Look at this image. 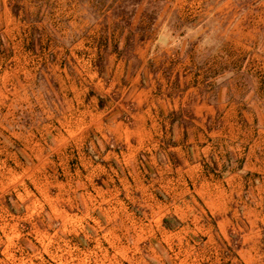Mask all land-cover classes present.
<instances>
[{
	"label": "clouds",
	"instance_id": "9594fccd",
	"mask_svg": "<svg viewBox=\"0 0 264 264\" xmlns=\"http://www.w3.org/2000/svg\"><path fill=\"white\" fill-rule=\"evenodd\" d=\"M159 3L155 38L145 51L152 57L178 60L194 76L205 55L201 33L206 21L194 22L186 16L198 0ZM166 31L175 40L161 43L160 36ZM84 44L83 39L77 40L71 45L72 52ZM14 48L9 67L0 75V103L9 108L7 122L0 121V128L9 133L4 137L7 147L15 148L14 113L22 101L32 107L35 100L43 118L40 128L29 133L39 145L31 141L19 153L0 147V153L7 152L0 160V197L17 193L12 203L23 214L15 219L32 224L27 231L22 226L23 238H34L37 218L47 225L44 231L55 229L57 242L52 252L56 254L48 264L53 260L57 264H101L105 252L101 245L106 240L109 247L122 249L118 256H104L108 264H264V228L259 226L264 223V151L257 153L252 144L245 152L249 141L223 130L200 133L198 138L188 130L189 139L184 141L185 130L165 127L152 113V106L133 113L120 100H109L115 84L105 85L92 71H87L79 86L73 81L50 91L54 99L49 103L36 85L40 64L31 62L18 43ZM77 59L91 67L88 61ZM49 86L54 88L50 82ZM90 86L98 92L89 100ZM198 115L203 114L198 111ZM166 139L175 143L167 146L161 163L158 153ZM37 153L42 162L37 161ZM171 153L177 156L175 163ZM8 159L15 167L8 165ZM101 160L108 161L107 165ZM70 161H77L74 169ZM17 168L36 177V190L30 195L11 180ZM97 179L105 185L101 190ZM57 185L60 191L49 198L47 193ZM63 209L77 214V223L70 229L63 223ZM172 215L179 223L169 228L164 220ZM65 232L77 237L83 233V237L77 244L69 243ZM237 232L243 233L240 247V241L233 239ZM28 247L33 248L31 239ZM23 249L18 240L11 250ZM14 264H20L19 257Z\"/></svg>",
	"mask_w": 264,
	"mask_h": 264
},
{
	"label": "rangeland",
	"instance_id": "374dc122",
	"mask_svg": "<svg viewBox=\"0 0 264 264\" xmlns=\"http://www.w3.org/2000/svg\"><path fill=\"white\" fill-rule=\"evenodd\" d=\"M161 7L159 0H0V75L9 67L15 54L14 45L18 43L31 62L40 64L36 85L49 103L54 99L48 95L50 91L60 90L62 85H71L73 81L79 86L87 71H92L105 85L115 84L109 100H120L124 109L133 113L152 106V113L165 127L185 130L184 141L189 139L188 130L197 138L200 133L207 135L223 130L249 141L245 152L252 144L257 153L264 151V124L261 123L264 118V0H198L194 11L188 10L186 19L206 21L201 33L205 55L194 76L178 60L152 57L145 51L155 38V16ZM81 39L85 41L84 46L72 52L71 45ZM170 39L175 37L167 31L160 36L161 43ZM77 58L88 61L91 67L86 68ZM19 79L24 81L23 74ZM97 92L90 86L87 99ZM249 93L251 96L246 99ZM68 95H72L70 87ZM198 111L203 115H198ZM8 112V106L0 103V121L7 122L4 118ZM14 116L15 148L5 144L4 137L9 133L2 128L0 147L19 153L31 141L39 145L40 141L29 134L41 126L43 112L39 104L33 100V106L28 107L22 101ZM174 143L167 139L162 142L158 153L161 163L167 146ZM170 155L175 163L176 154ZM6 156L7 152L0 153V160ZM36 158L42 162L39 153ZM20 160L27 164L23 155ZM70 163L74 169L77 161ZM8 165L15 167L11 159ZM35 178L27 169L19 168L11 176L20 185V191L29 195L36 190ZM61 179L65 177L61 175ZM95 183L98 190L105 187L102 179ZM58 191L59 185L52 187L47 195L52 198ZM14 199H18L16 192L0 197V264L6 260L14 264L18 257L20 264H48L56 254L52 252L57 242L55 229L44 231L47 225L37 218L34 238H23L22 226L27 231L32 224L15 219L23 214V209L18 212L12 203ZM74 211L63 209L66 229L77 223ZM56 212L60 214L61 209L57 207ZM164 223L172 228L179 221L172 215ZM259 226L264 228V223ZM250 227L246 226L245 232ZM64 236L69 243L77 244L83 233L77 237L65 232ZM242 236L239 232L233 234L234 242L240 241L238 247L243 246ZM29 239L33 248L28 247ZM18 240L24 249L13 252L11 249ZM88 246L94 247V244ZM101 247L105 250L104 256H118L122 251L115 245L109 247L107 240ZM104 256L100 257L101 264H108ZM52 264L57 262L53 260Z\"/></svg>",
	"mask_w": 264,
	"mask_h": 264
}]
</instances>
